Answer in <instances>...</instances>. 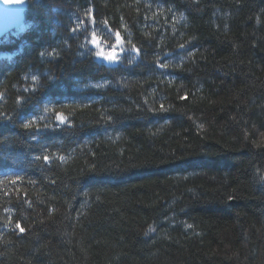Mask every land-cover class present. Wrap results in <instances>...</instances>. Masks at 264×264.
<instances>
[{"label":"trees","instance_id":"16d2710c","mask_svg":"<svg viewBox=\"0 0 264 264\" xmlns=\"http://www.w3.org/2000/svg\"><path fill=\"white\" fill-rule=\"evenodd\" d=\"M0 264H264V0H27Z\"/></svg>","mask_w":264,"mask_h":264},{"label":"water","instance_id":"95a60500","mask_svg":"<svg viewBox=\"0 0 264 264\" xmlns=\"http://www.w3.org/2000/svg\"><path fill=\"white\" fill-rule=\"evenodd\" d=\"M26 9L27 0H0V40L24 25Z\"/></svg>","mask_w":264,"mask_h":264},{"label":"snow or ice","instance_id":"6c2138e0","mask_svg":"<svg viewBox=\"0 0 264 264\" xmlns=\"http://www.w3.org/2000/svg\"><path fill=\"white\" fill-rule=\"evenodd\" d=\"M10 6H11V5H10ZM116 40H117V44L121 43V38H120V34H119V33L116 34ZM95 42H96V40H95V34H94V35H93V43H95ZM96 54H97L98 57H101V58H103V59H105V60H107V61H115V60L117 59V56H116V54H115V50H113V52L108 53V54H104L103 52H97ZM164 67H167V65H164ZM58 118L60 119V122H61V123L64 122L63 117H59V116H58ZM30 127H31L30 124H28V123H25V124H24V128L27 129V128H30ZM45 159H47V158H45ZM17 227H20V226L17 225ZM189 227H191V225H189ZM150 230H151V229H150ZM20 231L23 232L24 229H23V228H20ZM147 234H148V233H145V235H147Z\"/></svg>","mask_w":264,"mask_h":264},{"label":"rangeland","instance_id":"374dc122","mask_svg":"<svg viewBox=\"0 0 264 264\" xmlns=\"http://www.w3.org/2000/svg\"><path fill=\"white\" fill-rule=\"evenodd\" d=\"M114 50H115V54H116V56H117V59H116L115 61H107V60H105V59H103V58H101V57H99V59H100V60H103V61H105L106 63L111 64V65H115V64H117L118 61H119L120 58H121V57H120L121 50H119V48H118V49H114ZM98 52H103L104 54H108V53L113 52V50H109V49L101 48V49H99Z\"/></svg>","mask_w":264,"mask_h":264}]
</instances>
